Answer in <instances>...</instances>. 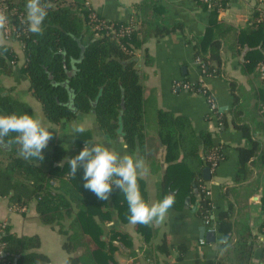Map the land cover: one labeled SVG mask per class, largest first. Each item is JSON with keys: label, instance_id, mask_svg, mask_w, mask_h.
Here are the masks:
<instances>
[{"label": "trees", "instance_id": "obj_1", "mask_svg": "<svg viewBox=\"0 0 264 264\" xmlns=\"http://www.w3.org/2000/svg\"><path fill=\"white\" fill-rule=\"evenodd\" d=\"M46 2L50 8L43 34H32L27 30L18 42L23 46L24 56L20 72L28 79L29 91L41 106L47 123L60 125L75 120L79 114L93 113L107 138L115 139L121 131L129 149L142 148L143 86L135 53L151 35L162 37L178 27L156 22L154 17L160 15L158 2L147 0L131 16L136 19L131 35L118 43L110 37L95 36L88 17L89 10L83 0ZM25 3L26 0L11 1L17 14L9 18L17 29L22 28L17 15L22 13L25 16ZM198 3L210 15L205 35L193 44L194 59H199L206 72L215 76L221 65L222 40L235 31L219 19L215 7L209 9L208 5ZM150 15H153L151 22ZM146 21L150 23L148 30L144 28ZM141 34L144 38L139 40ZM236 42L237 45H247L253 49L249 55V68L257 69L258 64L264 60V8L251 12L249 22L238 32ZM17 60L18 55L11 45L0 47V77L11 76ZM67 71H73V75L68 77ZM11 90L0 86V114L26 113L34 117L30 104L14 97ZM157 119L158 135L167 148V162L187 166L188 160H193L198 170L193 173L197 187L200 183H208L202 176V170L204 167L211 169L208 157L212 154L218 156V165L225 159L224 147L216 145L209 133H203L198 140L190 124L182 118L159 112ZM240 129L249 136L247 127L242 126ZM14 135L7 137L6 141L12 140ZM88 142L87 132L77 133L74 150L69 153L51 139L43 150L42 161L22 158L19 145L14 142L3 144L4 148L0 146V154L6 156L0 160V198L6 199L9 207L34 203L41 224L58 227L59 232L65 236L62 247L69 264H96L100 254L107 264L112 261V254L116 250L129 244L126 233L117 228L106 229L105 220L111 219V213L107 210L109 201L98 200L83 187V169H79L75 176L70 174L67 160L78 155ZM199 150L203 152L202 158ZM257 151L254 142L248 147L237 149L239 155L235 183L249 179L247 163L258 155ZM181 155L183 160L178 162ZM66 175L69 177L65 178ZM54 178L58 180L55 186L51 184ZM167 183L168 179L162 184L163 189ZM118 192L122 195V201L117 206L119 217L128 222L129 209L124 194L114 190L111 198ZM200 193L196 213L201 220H206L213 206L205 193ZM260 208L263 221L257 233L253 235L247 228L233 245L242 264L251 263L254 240L264 235V195L260 200ZM233 211L230 205L215 218L217 231L221 235L218 239L221 248H226L233 238ZM66 219L70 220L68 226L62 224ZM225 238L227 245L221 243ZM2 240L7 245L6 256L12 264H49V258L40 251L38 236L19 237L9 227ZM79 248L84 249V256H73ZM159 251L167 254L165 242Z\"/></svg>", "mask_w": 264, "mask_h": 264}, {"label": "crops", "instance_id": "obj_2", "mask_svg": "<svg viewBox=\"0 0 264 264\" xmlns=\"http://www.w3.org/2000/svg\"><path fill=\"white\" fill-rule=\"evenodd\" d=\"M83 1L103 20L124 23L137 12V7L147 0ZM157 2L160 15L154 17L155 21L168 27L176 26L178 29L162 37L151 35L135 53L143 86L142 148L129 149L121 131L117 138H107L93 113L79 114L75 120L65 121L60 125L47 123L41 106L29 91L28 79L20 72L24 56L16 43L9 45L18 55L17 63L13 65L11 76L0 77V86L14 89L15 97L29 103L34 117L44 121L53 132L54 142L69 153L74 150V140L78 133L75 129L83 128V132L89 135L88 143H105L122 154L138 153L145 158L150 171L139 184L146 201L151 203L168 194L174 195L175 203L169 209L164 222H153L150 225H132L129 221H123V218L121 220L117 206L122 201V195L118 192L110 198L107 210L111 213V219L105 220L104 225L107 230L117 228L126 233L129 244L116 250L112 254V261L107 264H242L238 254L234 252L233 245L247 228L253 235L257 233L263 221L260 200L264 195V84L256 69L249 68V55L253 49L247 45H237L236 42L238 32L249 22L251 12L248 8L243 10L241 7L222 20L227 26H231L235 33L222 40L218 75L203 79L215 102L216 108L212 110L205 95L183 89L175 90L173 87L175 82L197 84L201 79L200 68L194 59L193 44L205 35L209 27V11L197 0ZM261 7L264 8V4ZM152 16L149 17L150 22ZM149 21L144 25L145 30L150 27ZM138 38L142 40L144 36L141 34ZM159 112L186 120L198 140L203 133H209L216 145L224 147L225 159L217 166L207 183L214 223L219 212L226 210L230 205L234 208V234L223 254L220 252L223 248L218 245L221 235L216 224L215 232H209L204 221L196 213L201 193L193 178V173L198 172L194 161L188 160L187 166L167 162V148L158 135ZM242 126L248 128V137L240 129ZM251 142L256 143L258 155L247 163L250 177L243 183H235L239 155L237 149L248 147ZM163 147L166 148L165 175L162 173L161 162ZM199 156L203 157L202 150H199ZM182 160L181 155L178 162ZM166 179L168 185L163 189L162 184ZM34 206V203H31L25 207L24 212L11 213L7 200L0 198V221H7L10 231L19 237L38 236L40 251L49 258V264H65L67 254L62 247L65 236L59 232L58 227L41 224ZM69 223V219L62 222L64 226ZM207 233L215 234L214 242L206 241ZM261 236L254 240V257L250 264H264ZM164 242L167 254L159 251ZM73 256H84V249L79 248ZM96 264H106L103 255L100 254Z\"/></svg>", "mask_w": 264, "mask_h": 264}, {"label": "clouds", "instance_id": "obj_3", "mask_svg": "<svg viewBox=\"0 0 264 264\" xmlns=\"http://www.w3.org/2000/svg\"><path fill=\"white\" fill-rule=\"evenodd\" d=\"M50 4L46 0H26L25 24L27 30L36 35L43 34L44 22L48 16ZM9 18L0 11V47L7 41ZM76 132L85 129L76 128ZM15 134L12 140L7 137ZM53 138V132L40 118L29 114H0V144L14 142L19 145V155L28 160L44 159L43 150ZM70 174L75 176L83 169V187L91 191L98 200L109 201L114 190L122 192L128 204V221L132 225H150L164 222L169 209L175 203V197L168 194L161 200L148 202L144 199L139 181L149 174L145 158L138 153L122 154L105 143L85 144L78 155L67 160ZM221 243L227 245V240ZM226 248L220 250L221 254ZM65 264H69L65 261Z\"/></svg>", "mask_w": 264, "mask_h": 264}, {"label": "built area", "instance_id": "obj_4", "mask_svg": "<svg viewBox=\"0 0 264 264\" xmlns=\"http://www.w3.org/2000/svg\"><path fill=\"white\" fill-rule=\"evenodd\" d=\"M11 1L13 0H0V11H3L7 14L8 18L16 15V9L11 5ZM198 2L202 4H206L209 6V9L215 7L218 12V17L220 20H223L224 17L230 16L231 13L237 11L241 7L245 6L250 10V12L254 10L262 9L261 5L264 4V0H198ZM224 3V4H223ZM251 5V6H250ZM85 6L89 10V20L92 24V30L95 32L96 37H110L114 39L118 43L121 40L128 38L132 31L134 30V22L135 17H130L125 23H113L108 22L100 18L86 3ZM18 21L21 24L20 29H17L11 22L9 18L8 30H7V41L8 44L16 43L23 50V46L18 42L19 38L26 34L27 25L25 24V16L24 14H18ZM123 50H126L124 46H122ZM262 52L264 54V44L262 46ZM135 53V52H134ZM197 64L200 66L201 79L197 84H190L187 82H175L173 87L176 90L183 89L194 93L203 94L207 98L208 104L211 106V109L214 110L216 108L213 97L209 94L207 88L204 85L203 79L205 77L213 76V74H208L204 65L200 62L199 59L196 60ZM259 79L264 84V60L260 62L256 69ZM196 86V88H195ZM262 112H264V105L262 106ZM208 160L211 162V174L215 172L218 166V156L216 154H212L208 157ZM69 175H66L65 178H68ZM51 184L53 186L58 184L57 179H51ZM199 190L202 193H205L206 197L210 195L209 188L207 183H200ZM26 206H12L9 207V211L11 213L14 212H24L26 210ZM204 224L208 227L209 232H215V223L212 212L209 214L206 220H203ZM9 223L5 220L0 221V264H12L11 260L6 256V243L2 240L3 237L8 233ZM261 245L264 249V235L260 237Z\"/></svg>", "mask_w": 264, "mask_h": 264}, {"label": "water", "instance_id": "obj_5", "mask_svg": "<svg viewBox=\"0 0 264 264\" xmlns=\"http://www.w3.org/2000/svg\"><path fill=\"white\" fill-rule=\"evenodd\" d=\"M66 74H67L68 77H71L73 75V71H67ZM50 78H52V77L50 76ZM0 146H2V144H0ZM162 152H163V155L161 157L162 173L165 175L166 171H167V163H166V160H165V152H166V148L165 147L162 148ZM202 174H203L204 180H206V181H210L211 180V178H212L211 171H210V169L208 167H205L203 169ZM197 197L199 198V196H197ZM205 239L208 242H214L215 241V234L214 233H207L205 235Z\"/></svg>", "mask_w": 264, "mask_h": 264}, {"label": "rangeland", "instance_id": "obj_6", "mask_svg": "<svg viewBox=\"0 0 264 264\" xmlns=\"http://www.w3.org/2000/svg\"><path fill=\"white\" fill-rule=\"evenodd\" d=\"M242 8H243V10H246V9H245V8H246L245 6H243ZM6 89H9V88H6ZM11 92L14 93V89H12ZM12 95H13V94H12ZM13 96L15 97V95H13ZM5 157H6V156H5L4 154H0V160H4Z\"/></svg>", "mask_w": 264, "mask_h": 264}, {"label": "flooded vegetation", "instance_id": "obj_7", "mask_svg": "<svg viewBox=\"0 0 264 264\" xmlns=\"http://www.w3.org/2000/svg\"><path fill=\"white\" fill-rule=\"evenodd\" d=\"M2 148H4V145L2 144V146H1Z\"/></svg>", "mask_w": 264, "mask_h": 264}]
</instances>
